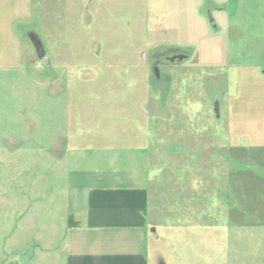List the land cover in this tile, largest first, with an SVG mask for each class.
<instances>
[{"label": "rangeland", "instance_id": "obj_1", "mask_svg": "<svg viewBox=\"0 0 264 264\" xmlns=\"http://www.w3.org/2000/svg\"><path fill=\"white\" fill-rule=\"evenodd\" d=\"M19 23L0 264L31 246L61 264L75 193L100 185L147 190L151 264H264V126L229 124L227 105L264 89V0H31Z\"/></svg>", "mask_w": 264, "mask_h": 264}, {"label": "crops", "instance_id": "obj_2", "mask_svg": "<svg viewBox=\"0 0 264 264\" xmlns=\"http://www.w3.org/2000/svg\"><path fill=\"white\" fill-rule=\"evenodd\" d=\"M30 17L31 0H0V75L21 72L24 29L17 26ZM247 84L242 82L241 98L227 104L229 124L239 117L242 123L264 126V89L252 94L256 85ZM5 140L7 149L21 145L8 136ZM75 194L76 219L70 217L73 223L66 225L61 264H151L154 232L146 189L100 185Z\"/></svg>", "mask_w": 264, "mask_h": 264}, {"label": "water", "instance_id": "obj_3", "mask_svg": "<svg viewBox=\"0 0 264 264\" xmlns=\"http://www.w3.org/2000/svg\"><path fill=\"white\" fill-rule=\"evenodd\" d=\"M183 58V56L182 55H179L178 56V59L179 60H181ZM173 57H171L170 59H169V61H173ZM45 61H46V59H45V57H41V64H44L45 63ZM217 106L215 105V108H216ZM153 231V230H152ZM155 235V234H154ZM156 236V235H155ZM32 257H33V246H31L29 249H28V251L27 252H25V253H23V254H20L19 256H18V261H19V263L20 264H31V259H32Z\"/></svg>", "mask_w": 264, "mask_h": 264}, {"label": "flooded vegetation", "instance_id": "obj_4", "mask_svg": "<svg viewBox=\"0 0 264 264\" xmlns=\"http://www.w3.org/2000/svg\"><path fill=\"white\" fill-rule=\"evenodd\" d=\"M31 33L34 34V32H32V31L29 34H31ZM179 55L183 56V58L181 60H183L187 57L186 54H184V53H176V54L172 53L170 56H165V59L169 61V59L171 57H173L174 58L173 61H169V62L179 61V59H178ZM157 62H158V60L155 61V64H157ZM154 67H156V65Z\"/></svg>", "mask_w": 264, "mask_h": 264}]
</instances>
